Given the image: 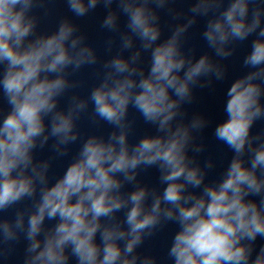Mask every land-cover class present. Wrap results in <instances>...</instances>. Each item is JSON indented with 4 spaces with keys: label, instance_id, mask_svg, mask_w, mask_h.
Returning <instances> with one entry per match:
<instances>
[{
    "label": "clouds",
    "instance_id": "9594fccd",
    "mask_svg": "<svg viewBox=\"0 0 264 264\" xmlns=\"http://www.w3.org/2000/svg\"><path fill=\"white\" fill-rule=\"evenodd\" d=\"M97 9L93 43L80 21ZM234 58L215 122L193 105ZM162 233V252L146 247ZM18 251L264 264V0H0V260Z\"/></svg>",
    "mask_w": 264,
    "mask_h": 264
},
{
    "label": "water",
    "instance_id": "95a60500",
    "mask_svg": "<svg viewBox=\"0 0 264 264\" xmlns=\"http://www.w3.org/2000/svg\"><path fill=\"white\" fill-rule=\"evenodd\" d=\"M56 15L63 14L65 11L64 6L61 3L56 4ZM103 10L97 9L96 13H94L91 17L85 18L84 20L80 21L83 28L89 33L90 40L93 43H99L102 38L103 34L99 31V21L103 16ZM167 19V17H165ZM55 25V17L49 18L48 20L42 22L41 29L42 30H51ZM201 28V25H198L192 29V35L190 39V44H202V41L199 37V30ZM243 52L242 50L238 52V57L242 56ZM232 72H230V79L225 82L224 84H219L216 86L215 93H210L207 89L203 90L202 92L198 93L199 102L195 105H193V109H201L206 112H208L209 115H211L215 122H219L220 120L224 119V114L222 111V101L224 97V92L226 91L227 87L230 85L231 80L234 78L235 74L239 71V61L237 58H234L232 61ZM87 78V77H86ZM262 126L261 122H257V124L254 126V131L258 130ZM85 127H87L85 125ZM144 128L143 126L140 127L139 131L143 132ZM208 142H209V152H211L215 158L220 159L226 149L217 142H215L211 138V130H208ZM63 165L58 164L56 165V170H62ZM219 171V169L217 170ZM146 181H152L154 180V175L149 174L145 176ZM167 233H162L160 237H158L156 240L148 242L146 244V247H151L157 252L163 251V245L164 241L166 239ZM19 255L20 252L18 251L16 256H13L8 261H2L0 260V264H19Z\"/></svg>",
    "mask_w": 264,
    "mask_h": 264
}]
</instances>
